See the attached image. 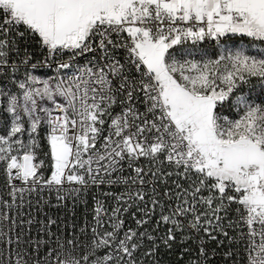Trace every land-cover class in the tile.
Returning <instances> with one entry per match:
<instances>
[{"label":"snow or ice","instance_id":"obj_1","mask_svg":"<svg viewBox=\"0 0 264 264\" xmlns=\"http://www.w3.org/2000/svg\"><path fill=\"white\" fill-rule=\"evenodd\" d=\"M0 264H264V0H0Z\"/></svg>","mask_w":264,"mask_h":264}]
</instances>
